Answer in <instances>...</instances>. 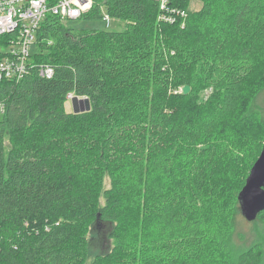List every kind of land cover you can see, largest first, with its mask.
Instances as JSON below:
<instances>
[{"label":"trees","instance_id":"1","mask_svg":"<svg viewBox=\"0 0 264 264\" xmlns=\"http://www.w3.org/2000/svg\"><path fill=\"white\" fill-rule=\"evenodd\" d=\"M198 1L171 0L188 16L166 24L154 0H93L82 18L105 11L119 32L42 22L32 63L53 77L0 83V264H88L96 222L115 246L90 264H264V211L231 247L264 120L230 122L264 71V0Z\"/></svg>","mask_w":264,"mask_h":264},{"label":"built area","instance_id":"2","mask_svg":"<svg viewBox=\"0 0 264 264\" xmlns=\"http://www.w3.org/2000/svg\"><path fill=\"white\" fill-rule=\"evenodd\" d=\"M154 1L159 5L160 22L186 20L188 12L172 6L171 0ZM93 4V0H0V83H19L36 67L40 77L52 78V66L32 63L38 29L49 15L67 23L80 20ZM104 20L109 25L111 17L105 13ZM74 97L72 93L67 95L70 102ZM5 111L6 103L0 99V117Z\"/></svg>","mask_w":264,"mask_h":264},{"label":"rangeland","instance_id":"3","mask_svg":"<svg viewBox=\"0 0 264 264\" xmlns=\"http://www.w3.org/2000/svg\"><path fill=\"white\" fill-rule=\"evenodd\" d=\"M202 6V3L198 0H190V4L188 6V10L190 12L198 11ZM103 18H82L80 20L69 21L67 25L75 31L80 30H106V31H115L119 32L124 30L126 26V22L121 19L111 18V22L109 25L106 24L104 17L105 11H102ZM35 50V49H34ZM180 93H183V89L181 88ZM211 94V90H205L204 96L207 99ZM68 109H72V103H69ZM259 115L256 120H264V71L250 83L248 88L244 92L243 100L238 110L236 116L230 119V122H235L243 116H249L257 114ZM258 134L264 136V127L261 126V129L257 131ZM8 146V141L6 142ZM260 156V155H259ZM259 158V157H258ZM257 161V159H256ZM255 161V162H256ZM254 162V163H255ZM243 178V177H242ZM241 178V181L243 180ZM104 190L111 188V181L107 177L103 182ZM101 206L105 205V199L101 197ZM237 235L231 241V247L235 255H239L243 253L247 246L259 237V233L257 230V226L253 224V222L247 221L240 210L237 216ZM113 229V225L110 223H98L91 226L88 232V242H89V256H88V264H90L93 259L98 254H106L110 252L114 246L115 241L110 237V233Z\"/></svg>","mask_w":264,"mask_h":264},{"label":"water","instance_id":"4","mask_svg":"<svg viewBox=\"0 0 264 264\" xmlns=\"http://www.w3.org/2000/svg\"><path fill=\"white\" fill-rule=\"evenodd\" d=\"M190 87L183 88V93L188 94ZM74 113L91 111V103L87 98L74 97L71 101ZM239 202L243 217L253 222L264 211V143L259 158L252 167L246 184L239 194Z\"/></svg>","mask_w":264,"mask_h":264}]
</instances>
